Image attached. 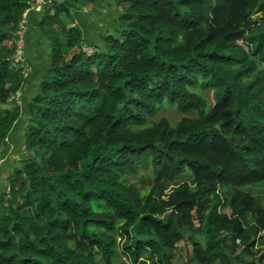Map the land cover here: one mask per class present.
Instances as JSON below:
<instances>
[{
  "label": "trees",
  "instance_id": "16d2710c",
  "mask_svg": "<svg viewBox=\"0 0 264 264\" xmlns=\"http://www.w3.org/2000/svg\"><path fill=\"white\" fill-rule=\"evenodd\" d=\"M97 3L0 0V149L19 132L27 154L0 190V264H264V0H105L90 47ZM165 105L182 117L149 122Z\"/></svg>",
  "mask_w": 264,
  "mask_h": 264
},
{
  "label": "rangeland",
  "instance_id": "374dc122",
  "mask_svg": "<svg viewBox=\"0 0 264 264\" xmlns=\"http://www.w3.org/2000/svg\"><path fill=\"white\" fill-rule=\"evenodd\" d=\"M98 1L99 3H97L96 5L85 8L80 13L77 19L78 24L84 31L87 44L90 47L95 44L101 45V40L97 36V32H99L100 29L103 30L102 28H105V30L109 31L112 26L110 16L113 15V13L115 14V10L111 7H108L105 4V0H98ZM84 48L87 49V47H84ZM87 51L90 52V50H87ZM31 74H32V71H30V73H26V76H29ZM36 87H37V80L34 77L33 81L30 83V89H27V91L33 90ZM21 91H18V93L14 96V98L10 100V104L16 103L17 105H19L20 106L19 108L21 109L23 113L22 109L24 108L22 106L23 103L21 101ZM205 95H206V98L209 101H211L210 94L205 93ZM160 117H164L165 119H167L169 124L174 125L182 117V114L177 112L174 106L165 105L164 108L157 113V115L153 116L149 120V122H154ZM22 122H23V118L16 121L14 129L18 127L19 123L21 125ZM21 127L22 125L20 126V128H18L19 131L20 130L22 131ZM18 133L19 132H16L15 134H18ZM15 134H14L15 145H12V146L9 145L8 148L6 149L1 148L3 152V156H5V158H3L2 161H0V190H2V186L5 184V178L9 174L10 170L15 165H18L20 163V159H21L20 156L22 155L24 157L27 156V154L25 153L24 147L21 143V139L19 138V134L17 136ZM179 177H182V176H179ZM129 180H130L129 182L134 183L135 186L141 190L146 191L150 186L149 172L143 169L140 171V173L137 176H134L131 178L129 177ZM263 186H264V183L256 187L254 190L261 189V187ZM170 188L171 187H169V189ZM170 192L171 191H168L167 194H169ZM262 202L264 203V201ZM142 260H146V257H142ZM115 261L117 263H120V262L126 261V259L122 255H119Z\"/></svg>",
  "mask_w": 264,
  "mask_h": 264
},
{
  "label": "built area",
  "instance_id": "2783aa9c",
  "mask_svg": "<svg viewBox=\"0 0 264 264\" xmlns=\"http://www.w3.org/2000/svg\"><path fill=\"white\" fill-rule=\"evenodd\" d=\"M37 0H34V2H36ZM38 3V1H37ZM25 20L24 18L20 21L18 28L16 29V38L14 39V54H13V62H12V66L13 67H17L20 66L22 68V74L24 76H26V73H30L31 69L30 67L25 63V59H24V25H25ZM14 97H12L13 99ZM237 243L239 241H236Z\"/></svg>",
  "mask_w": 264,
  "mask_h": 264
},
{
  "label": "crops",
  "instance_id": "0c3cea01",
  "mask_svg": "<svg viewBox=\"0 0 264 264\" xmlns=\"http://www.w3.org/2000/svg\"><path fill=\"white\" fill-rule=\"evenodd\" d=\"M38 1V3H37ZM36 2H34L33 8H31L30 12H34V13H39L41 10L42 5L44 4L45 0H37ZM33 16V15H32ZM26 22V21H25ZM28 24V21H27ZM27 33V45L28 47H30L32 44H37L39 49L35 50L33 48H28V52L27 54L31 57V62L34 63L35 67L38 68L39 67V57L41 56V41L39 40L38 36L35 34V30L30 27L29 25H27V29L26 32ZM30 89V88H29Z\"/></svg>",
  "mask_w": 264,
  "mask_h": 264
}]
</instances>
